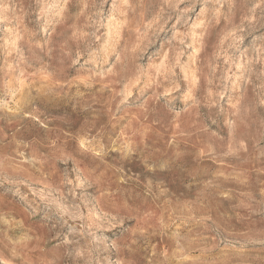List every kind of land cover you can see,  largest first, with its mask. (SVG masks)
I'll list each match as a JSON object with an SVG mask.
<instances>
[{
    "label": "clouds",
    "instance_id": "9594fccd",
    "mask_svg": "<svg viewBox=\"0 0 264 264\" xmlns=\"http://www.w3.org/2000/svg\"><path fill=\"white\" fill-rule=\"evenodd\" d=\"M0 264H264V0H0Z\"/></svg>",
    "mask_w": 264,
    "mask_h": 264
}]
</instances>
